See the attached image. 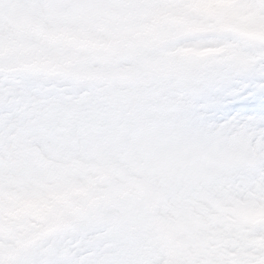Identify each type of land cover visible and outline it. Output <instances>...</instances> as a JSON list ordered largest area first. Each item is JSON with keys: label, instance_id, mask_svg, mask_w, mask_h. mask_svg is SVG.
Listing matches in <instances>:
<instances>
[{"label": "rangeland", "instance_id": "rangeland-1", "mask_svg": "<svg viewBox=\"0 0 264 264\" xmlns=\"http://www.w3.org/2000/svg\"><path fill=\"white\" fill-rule=\"evenodd\" d=\"M234 40L264 45V0H75L31 8L0 0V73L84 89L38 114L54 135L31 138L26 125L13 137L10 146L23 155L0 171V197L16 201L4 206L12 220L0 213V258L5 247L16 245L19 257L49 237L105 229L140 264H264V235L242 239L264 230V194L231 192L224 201L211 194L223 190H213L202 196L208 205L202 197L169 199L195 160L226 167L238 156L147 104L169 79L246 65ZM28 146L36 158L26 159ZM70 159L79 161L65 169ZM122 165L129 171L114 179ZM95 178L100 183L91 187Z\"/></svg>", "mask_w": 264, "mask_h": 264}, {"label": "snow or ice", "instance_id": "snow-or-ice-1", "mask_svg": "<svg viewBox=\"0 0 264 264\" xmlns=\"http://www.w3.org/2000/svg\"><path fill=\"white\" fill-rule=\"evenodd\" d=\"M75 0H20L23 7L68 6ZM246 65L219 68L204 76L169 79L156 85L148 106L170 111L171 123L202 135L222 153H233L239 162L226 167H206L195 160L169 195L170 200L200 202L213 190L228 189L241 195L264 194V45L239 40ZM74 89L54 81H41L0 73V169L10 159L15 134L31 125V138L45 139L54 129L41 128L38 114L61 97H76ZM239 104L240 107L236 108ZM235 108L229 117L227 112ZM31 114L29 115V111ZM264 235V230L242 239ZM235 251V249H232ZM246 252H253L247 247ZM0 264H140L131 246L105 229L69 232L32 244L14 261Z\"/></svg>", "mask_w": 264, "mask_h": 264}, {"label": "bare ground", "instance_id": "bare-ground-1", "mask_svg": "<svg viewBox=\"0 0 264 264\" xmlns=\"http://www.w3.org/2000/svg\"><path fill=\"white\" fill-rule=\"evenodd\" d=\"M232 114H233L232 111H228L226 115L230 117ZM196 134L199 135L198 133H196ZM29 147H31V148H29ZM78 152H79V150H78ZM25 154H26V159L27 158H33V159L36 158V151H35L34 148H32V146H28L26 148ZM9 155H10L9 161H11L12 159L21 158V156L23 155V153H22V150L20 152H18V150L13 149L12 146H9ZM78 161H79V159H70L69 160V165L66 164L67 167H65V169H67L68 167H69V170L70 169H73L74 168L73 166ZM102 161H104L103 158H101V160L99 162H102ZM35 166H36V164H35ZM36 170H35V172H36ZM124 170H125V168L122 165V168L118 167L117 171L113 172V174L111 176L115 179V177H117L118 174H122L123 175ZM0 171H1V169H0ZM11 174L14 175V174H16V172L15 171H11ZM60 178H65V176L63 175ZM96 180H97V178L93 179V182L90 184L91 187H95L96 186ZM217 192H211V194L214 195L215 197H218L220 199H223L224 201H228V196L230 197V195L232 194L231 191L228 190V189H224L223 192L222 191H220L219 193H217ZM75 195L80 196L82 198V196H84V193L83 192H78ZM218 198H217V201H219ZM0 199H1V201H0L1 202L0 203V213H2V218L8 220V222H9V220H12L15 217V215L9 216V215L3 214V212H4V206L13 204L16 201H14V198L11 195H8V193L7 194L4 193L2 195V197H0ZM205 200H206V198L202 197V203H204L205 205H208V203H206ZM229 201H230V198H229ZM20 204L21 203H19V201H18V203H17V211H15L16 213H18V209H19ZM2 228L3 227L0 225V229H2ZM17 243H20V242H17ZM15 247H17V246L15 245L14 248ZM14 248L13 249L6 248V247L4 248V253H5L4 255H6V259L8 261H14V260H16L18 258V256L15 257V255H17V253H18V250H14ZM12 251H14V254L15 255L13 254Z\"/></svg>", "mask_w": 264, "mask_h": 264}]
</instances>
